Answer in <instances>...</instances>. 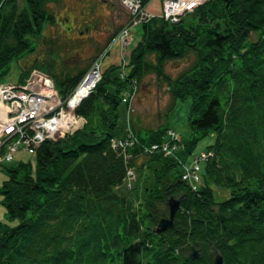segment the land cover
<instances>
[{
	"label": "trees",
	"instance_id": "1",
	"mask_svg": "<svg viewBox=\"0 0 264 264\" xmlns=\"http://www.w3.org/2000/svg\"><path fill=\"white\" fill-rule=\"evenodd\" d=\"M150 1L140 0L141 8ZM162 1L157 15L144 10L150 19L129 29L126 58L116 50V62L100 67V79L74 110L81 128L3 167L0 264H212V247L223 264H264V0H205L176 23L159 17ZM20 2L0 0V83L13 63L34 53L29 39L55 24L47 6L60 0ZM173 62L186 67L171 77L164 68ZM41 67L22 70L17 82ZM86 71L49 78L64 98ZM147 76L170 99L165 122L149 130L121 103L122 93L134 86L135 97ZM184 103L189 138L170 142L164 156L167 118ZM207 139L202 153L212 156L199 162L193 190L180 179L182 167ZM134 168L147 170L150 185L129 206L116 190L124 179L131 188ZM215 193L223 198L215 201ZM169 195L181 197L173 227L155 233Z\"/></svg>",
	"mask_w": 264,
	"mask_h": 264
},
{
	"label": "rangeland",
	"instance_id": "2",
	"mask_svg": "<svg viewBox=\"0 0 264 264\" xmlns=\"http://www.w3.org/2000/svg\"><path fill=\"white\" fill-rule=\"evenodd\" d=\"M17 4L18 6H21L20 0H17ZM159 5L160 0H151L143 10L155 16L159 12ZM47 8L54 16L55 24L53 26H45L42 38L39 40L29 39L35 47L34 53L20 59L17 63H13L10 66L7 78H5L3 82L15 84L18 81L17 77L19 73L32 66L34 63L42 64L41 68L43 69L41 71H36L50 77V75H58L59 73L63 74V72H70L69 74L73 75L82 69H87L88 71L96 60L99 72L98 76L100 79V67L102 64H107L112 58V63H115L116 61L114 60H117L119 56L123 55L125 57L127 55L126 49L131 43L134 31H128V34H126L125 38L122 40H118L119 38L117 37L119 31L124 27H127L131 21V15L128 10L134 11V7L131 6L127 0H60L58 4L48 5ZM182 16H180L179 19ZM116 50L118 51L119 56L116 55ZM108 52L109 55L107 56ZM101 53H104L102 58L104 55L106 56L104 61L101 60ZM185 67L186 65L182 62L167 63L164 72L171 77H174ZM114 75L121 77L122 72ZM128 93L130 92L127 90L122 93V104L127 102L129 98ZM123 99H125V102ZM169 103L170 99L165 88L163 86H157L154 83L153 76H147L138 86L135 97L132 96L128 103L130 108L129 116L136 126L147 130L155 129L165 122L164 114ZM187 105L188 103L178 104L167 118V121L169 122V132L176 134L178 140L175 142L178 144L189 138V132L185 124ZM118 111V126L124 128L126 127L124 106L121 105ZM62 138H57L54 141ZM209 143V139L199 142L190 154V160L188 162H191L196 156L200 155L201 158L202 155L205 156V154H208L209 152L202 153V150L205 145H208ZM200 152L202 154H200ZM167 155L168 154H164V156ZM208 155L212 156V152ZM30 158V154L25 150L18 149L10 161L1 162L0 182L6 178V172L3 167L13 165L19 160H27ZM188 162L187 164H189ZM133 172L134 180H130L131 188L127 189L125 187L127 180L124 179L116 190L119 195L125 198L126 204L129 206H136L144 195L145 186L150 185V182L145 181L143 178V174L146 175L147 170L134 168ZM192 180H194L193 182H196L195 178H192ZM196 183L197 184H195L193 190L198 186V181ZM222 198L223 196L220 194H214L215 201H219ZM2 214L3 208L0 205V216Z\"/></svg>",
	"mask_w": 264,
	"mask_h": 264
},
{
	"label": "built area",
	"instance_id": "3",
	"mask_svg": "<svg viewBox=\"0 0 264 264\" xmlns=\"http://www.w3.org/2000/svg\"><path fill=\"white\" fill-rule=\"evenodd\" d=\"M127 1L134 7V11L128 10L131 21L128 24L129 27H124L125 29L120 32L118 40L124 39L130 28L146 22L151 17L141 8L139 0ZM204 1L163 0L159 17L176 23L180 16L190 12ZM98 75L96 60L71 93L64 98L58 96L52 80L36 70L30 71L21 83H0V163L10 161L18 149L32 153L34 148L44 140L54 141L80 129L84 121L74 114V110L93 89L99 79ZM132 90L128 93L127 104L133 95L134 86ZM123 101L125 102V99ZM167 136L169 141L161 145L165 154H169L174 147L172 146L170 150L167 148L170 142L178 140L175 133L167 132ZM129 139L131 138L128 136ZM125 145V142L112 143L113 147L123 148ZM156 148V145H152L148 151ZM208 154L202 155L201 158L200 155L196 156L188 162L189 164L182 167L184 171L180 179L188 182L192 189L195 186L193 184L198 181V164L209 156ZM192 178H195L196 182H193Z\"/></svg>",
	"mask_w": 264,
	"mask_h": 264
},
{
	"label": "water",
	"instance_id": "4",
	"mask_svg": "<svg viewBox=\"0 0 264 264\" xmlns=\"http://www.w3.org/2000/svg\"><path fill=\"white\" fill-rule=\"evenodd\" d=\"M181 197L169 195L166 199L167 205V215L165 217L159 218L157 221L154 232L161 233L173 227V218L180 206ZM190 256L196 258L198 255V250L193 246L190 247ZM212 264H223V260L218 251L212 247Z\"/></svg>",
	"mask_w": 264,
	"mask_h": 264
},
{
	"label": "bare ground",
	"instance_id": "5",
	"mask_svg": "<svg viewBox=\"0 0 264 264\" xmlns=\"http://www.w3.org/2000/svg\"><path fill=\"white\" fill-rule=\"evenodd\" d=\"M2 116V115H1Z\"/></svg>",
	"mask_w": 264,
	"mask_h": 264
}]
</instances>
